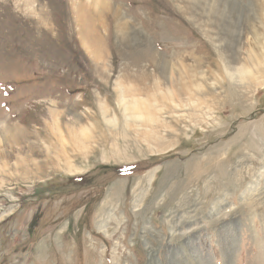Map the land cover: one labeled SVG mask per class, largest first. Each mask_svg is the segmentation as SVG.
Returning <instances> with one entry per match:
<instances>
[{
    "label": "rangeland",
    "instance_id": "rangeland-1",
    "mask_svg": "<svg viewBox=\"0 0 264 264\" xmlns=\"http://www.w3.org/2000/svg\"><path fill=\"white\" fill-rule=\"evenodd\" d=\"M106 2L0 0V264H264V69L231 80L181 0Z\"/></svg>",
    "mask_w": 264,
    "mask_h": 264
},
{
    "label": "bare ground",
    "instance_id": "bare-ground-1",
    "mask_svg": "<svg viewBox=\"0 0 264 264\" xmlns=\"http://www.w3.org/2000/svg\"><path fill=\"white\" fill-rule=\"evenodd\" d=\"M181 1L183 3L182 8L189 12L190 15H193L194 18L206 28V32L209 34V36L213 35L214 32V34L219 36V41H221V39L225 40L224 49L221 51V56H223L222 63H224L225 72L228 74L231 80L235 82H241L244 80L250 81L255 73L258 74L264 69V32L263 34H257L255 28L251 25L250 21L240 8L241 5L238 4L236 0ZM98 4H102L103 8H110L111 5L107 3L106 0H91L92 7H97ZM114 11L116 16V34L121 39V41H124L125 43L134 41L135 33L138 34V32L133 31L128 26L127 20L124 18L125 16H122L116 8ZM243 34L251 35V43L253 46L248 50V57L245 61H241L239 56L240 52L242 51L241 37ZM139 36L141 35L139 34ZM95 53H97V51H95ZM191 71L192 70L189 69L187 72L182 71L180 72V76L182 73H187L188 75L192 76ZM170 83L173 86L172 88L168 89L167 95L170 97L177 96L181 98L185 95H189L191 92V83H185L182 80L175 81L173 79ZM124 103L126 104L125 101ZM138 108V105H130L126 106L125 111L132 116L134 115L135 117L137 116L141 118L142 121L148 123L154 122L153 116L150 119V115H147L143 118L140 113L141 110ZM19 131L20 130L15 126L10 129L5 128V130L0 131V136L4 141L11 140L13 142H17L20 140L19 138L23 136L22 132Z\"/></svg>",
    "mask_w": 264,
    "mask_h": 264
}]
</instances>
